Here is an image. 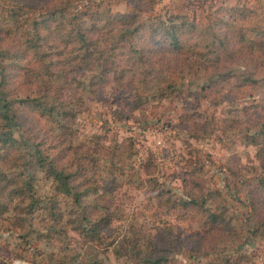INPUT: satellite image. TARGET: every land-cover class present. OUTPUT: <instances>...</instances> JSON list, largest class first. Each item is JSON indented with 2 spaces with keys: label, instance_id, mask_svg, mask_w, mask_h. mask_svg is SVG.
Listing matches in <instances>:
<instances>
[{
  "label": "trees",
  "instance_id": "trees-1",
  "mask_svg": "<svg viewBox=\"0 0 264 264\" xmlns=\"http://www.w3.org/2000/svg\"><path fill=\"white\" fill-rule=\"evenodd\" d=\"M10 1L20 10H29L31 16L23 19L13 10L0 14V202L5 201V212L13 204L29 213L40 206L33 182L42 172L58 195L70 196L80 207V220L89 225L83 233L102 238L119 219L107 199L119 186L116 171L99 178L97 160L88 147L71 143L65 147L63 141L54 145L47 140L51 135L39 140L33 130L35 140L18 142L17 132L23 134L17 131L23 126L20 117L27 111L37 110L40 119L61 133L70 128L67 117L77 116L75 109L81 106L82 93L100 92L99 82L108 74H131V80L122 81V86L133 100L140 98V91L149 83L155 84L160 95L173 93L185 80L203 81L208 84L202 86L205 91L217 80L229 82L243 66L250 69L238 73L242 80L239 88L264 83V27L250 15L248 7L237 9L227 22L201 29L185 16L153 15L151 8L143 5L146 0H130L132 11L125 15L102 8V0ZM82 3L87 5L78 9ZM93 3H98L96 10H92ZM260 119L264 120L229 123L241 130L249 144L257 146V158L264 165V123L259 125ZM32 125L27 123L24 129L30 132ZM59 137L56 134L53 138ZM65 158V163H59ZM146 183L156 198L167 200L172 208L169 211L178 210L176 213L196 222L198 231L165 223L154 228V234L143 235L131 225L110 244L116 258L128 256L133 262L164 264L176 250L188 248L204 258L219 253L214 261L199 264H233L221 250L232 231L221 191L205 190L198 180L199 189L188 186L181 199H174L154 178ZM247 194L257 223L264 226L260 221L264 215V175ZM55 209L54 202L49 208L52 218Z\"/></svg>",
  "mask_w": 264,
  "mask_h": 264
},
{
  "label": "rangeland",
  "instance_id": "rangeland-1",
  "mask_svg": "<svg viewBox=\"0 0 264 264\" xmlns=\"http://www.w3.org/2000/svg\"><path fill=\"white\" fill-rule=\"evenodd\" d=\"M129 1L102 0L99 4L114 14L125 15L132 11ZM96 4H92V10L97 9ZM145 4L153 15L185 16L201 29L227 22L237 9L248 7L250 15L264 27V0H146ZM80 5L77 8L84 9L87 4ZM17 6L10 0H1L0 14L5 16L13 10L23 19L31 16L29 10ZM237 69L229 82L217 80L205 91L202 86L208 84L203 81L185 80L173 93L160 95L155 84L149 83L140 91V98L134 100L129 99L122 86V81L131 80L130 73L105 75L99 82L100 92L82 93L81 106L75 109L77 116L67 117L70 128L61 133L59 128L54 130L40 119L37 110L21 114L23 126L17 131L23 134L17 132L18 142L24 138L35 140L33 130L39 140L51 135L47 140L54 145L63 141L65 147L70 143L88 147L97 160L99 178L116 171L119 186L107 199L119 219L113 221L102 238L83 233L82 229L89 225L80 220V207L70 196L58 195L51 180L38 173L33 183L41 204L36 210L29 213L13 204L5 212L2 206L5 201L0 202V264H143L128 256L116 258L110 246L131 225L143 235L154 234V228L165 223L188 232L198 231L197 223L189 216L176 213L178 210L169 211L172 208L167 200L156 198L146 183L150 178L163 184L174 199H181L188 186L199 189L198 180L205 190L221 191L232 224L229 240L221 246L223 254L233 264H264V226L257 223L247 194L264 175V165L257 158V146L249 144L241 130L229 123L232 120L255 123L264 118V83L242 90L238 73L250 68ZM244 91L251 96L244 95ZM250 107L256 113L248 112ZM27 123L33 124L30 132L24 129ZM261 123L264 120L258 121ZM56 134L60 137L53 138ZM55 154L57 150L52 152ZM54 202L52 218L49 208ZM260 221L264 222V215ZM216 253L204 258L188 248L180 249L164 264L214 261L219 257Z\"/></svg>",
  "mask_w": 264,
  "mask_h": 264
}]
</instances>
